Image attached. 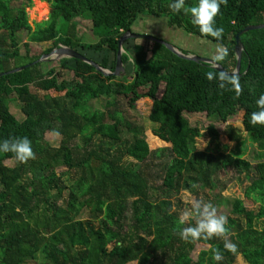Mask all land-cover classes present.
I'll return each instance as SVG.
<instances>
[{
    "label": "trees",
    "instance_id": "trees-1",
    "mask_svg": "<svg viewBox=\"0 0 264 264\" xmlns=\"http://www.w3.org/2000/svg\"><path fill=\"white\" fill-rule=\"evenodd\" d=\"M42 1L53 13L32 27L27 9L33 0H0V73L28 65L0 76V141L26 136L36 154L21 163L14 154L0 152V264H233L238 254L248 264H264V158L252 163L244 151H221L219 143L213 147L219 136L214 125L209 127V146L197 149L196 137L202 133L185 116L203 112L226 122L240 111L248 140L264 151V125L250 123L251 113L258 111L256 100L264 93V28L240 37L239 97L220 89L218 81L207 80L208 71L219 72L211 65L180 58L148 39L123 42L127 75L125 65L132 61L133 66L130 83L124 76L116 81V76L72 59L59 65L74 78L61 80L60 71H45L46 61L38 62L66 47L114 73L119 40L133 33L138 20L150 16L166 18L170 27L189 35L222 43L229 55L220 64L231 73L237 64L236 36L248 26L264 24V0H228L221 5L215 18V26L224 29L219 42L192 24L187 9L198 0H185V9L178 13L169 8L173 0ZM85 16L99 39L96 44H83L76 33V21ZM61 21L65 24L59 29ZM21 32L28 36L24 55L18 42ZM130 41L132 49L125 46ZM45 43L52 46L38 55L30 53L32 45ZM144 97L153 100L149 117L159 124L153 133L170 143L161 149L169 156L160 166L158 187L149 162L160 149L150 150L143 127L129 121L121 108L123 100L135 109ZM102 98L104 110L90 109L91 101ZM12 100L20 102L22 120L11 111ZM227 129L231 140L246 143L240 129ZM47 133L61 136L58 147L46 140ZM8 159L14 164L7 165ZM61 167L77 174L76 179L66 184L57 173ZM226 168L251 179L245 196L256 203L249 209L243 199L232 200L227 228L237 246L234 253L225 250L222 238L188 242L175 231L180 213L179 202L174 210L173 197L184 190L213 191L217 174ZM198 244L206 248L194 261L191 254ZM214 248L222 252L221 261L213 259Z\"/></svg>",
    "mask_w": 264,
    "mask_h": 264
},
{
    "label": "rangeland",
    "instance_id": "rangeland-1",
    "mask_svg": "<svg viewBox=\"0 0 264 264\" xmlns=\"http://www.w3.org/2000/svg\"><path fill=\"white\" fill-rule=\"evenodd\" d=\"M44 3L45 5V15L39 16L40 14L37 12L38 6ZM52 9L51 5L42 1V0H33V4L31 8L27 9L28 14V20L29 24L34 27V23H41L44 21H47L50 17V10ZM77 23V35L82 40L83 44H96L98 42V38L93 36V24L91 22V19L87 16L78 19L76 21ZM65 24L64 21L60 22L59 29L63 27ZM133 33L141 34V35H149L155 38H158L160 40L166 41L173 46H175L178 49L183 50L184 52L190 53V55L199 56L202 58H210L213 54V51L216 47V44L200 39L198 37L192 36L187 34L185 31L178 29L176 27H170L168 25L166 18H154L150 16H146L138 20L133 28ZM28 41V36L26 32H21L18 35V42L20 44L21 54L26 53L25 49V43ZM52 46L51 43H45L41 46L38 45H32L30 48V53L32 55H38L40 54L41 50L48 49ZM125 46L128 49H132L133 47V41H130L125 44ZM124 53V50H123ZM84 54L87 57H90V55H87V52H84ZM101 54L100 56H102ZM96 58L95 56H93ZM98 61H100V58H97ZM60 61L56 60V57L53 56L51 59L46 60V62L43 64V68L45 71H48L50 69H56L60 71L62 78L61 80H72L74 78V74L69 71H62L60 70ZM126 68H128V71L130 72L129 75H124L126 77L125 82L130 83L132 73V61H129L127 65H125ZM118 80L122 78V76L117 77ZM121 81V80H120ZM106 104V98H102L100 100H93L89 103V107L92 110H104ZM153 100L149 97H144L138 100V102L135 105V109H129L127 102L123 101L121 102V108L125 112L127 118L129 121L134 122L138 126L143 127L145 131L146 141L149 144L150 150L155 151L159 150L158 156H153L150 159L149 164L152 167V175H153V183L155 187H158L161 185V180L157 177L160 175V166L165 163V161L168 159L169 151L165 150L164 152L161 151V149H167L170 147V143L162 140L158 136H156L153 133V129L156 128L159 124L153 122L149 115L151 113ZM11 111L17 116L18 119L22 120L24 118L23 113L20 110V102L17 100H12L10 103ZM185 116L188 118L192 126H196L200 129L202 135L199 137H196V148L199 150H203L207 148L210 144L211 137L209 134V127L210 125H214L215 128L219 132L218 138L215 140L213 147L216 145V143H219V150L229 152V151H244V157H246L248 160H250L252 163L257 162L258 160H261L264 158V151H261L258 147V144H253L248 140V134L244 129V125L242 123V117L241 112L238 111L234 115L229 117V120L226 122H223L219 119H216L214 117H208L206 113L203 112H196V113H189L186 112ZM228 125L232 126L233 128L240 129L242 131V134L245 138V144L233 141L229 137L228 132ZM124 137L127 138L128 135L125 133L124 130ZM46 140L54 147H58L60 145L61 136L57 133H47L45 136ZM228 146V147H225ZM7 165H13L14 161L12 159H8L5 161ZM57 173L62 176L63 180L66 182V184H69L71 180L76 179L77 174L74 172H68L67 168L61 167L57 169ZM218 179V186L213 191L208 192H202L200 191L199 194L193 193L188 190L181 191L178 196L173 197L174 202V210L177 208V203L179 202L177 211L179 213L182 212L185 208L190 206V201L193 198H203L205 201L211 202L213 205L216 206L218 210V214L223 215H229L230 211L232 209V200L236 197H239L245 201V204L247 208L254 209L256 207V203L253 202L252 199L246 198L245 196V189L246 187L251 183V179L248 178L244 173H239L235 169L232 168H226L221 170L217 174ZM68 190L64 192V198H68ZM160 194V192H158ZM65 200L59 201V204H63ZM228 239L229 235H228ZM203 248H206L205 245H196L194 248V251L191 254V257L194 261L197 260V257ZM28 264H36L34 262H30ZM130 264H136V262L130 263ZM160 264V263H158ZM233 264H248L247 261L244 259V257L241 254H238L235 258V261Z\"/></svg>",
    "mask_w": 264,
    "mask_h": 264
},
{
    "label": "clouds",
    "instance_id": "clouds-1",
    "mask_svg": "<svg viewBox=\"0 0 264 264\" xmlns=\"http://www.w3.org/2000/svg\"><path fill=\"white\" fill-rule=\"evenodd\" d=\"M228 0H198L197 4L187 9L191 15V22L199 28L201 34L213 37L216 41H221L224 33L223 27L215 26V18L220 12L221 5H227ZM169 8L174 12L185 9V0H173ZM229 55V50L222 43H217L211 56L210 65L213 69L220 67V62ZM206 78L209 81H218V87L226 91H234L236 96L242 93L243 88L240 76L235 71H208ZM258 111H254L250 116V123L264 125V93L260 94L256 100ZM0 152L12 153L17 161L26 163L30 159H35V152L32 142L28 137L12 136L0 141ZM228 218L226 215L218 214L215 205L205 201L202 197L193 198L190 206L182 210L178 219V227L175 230L182 240L195 242L201 239L208 240L213 237L224 240V248L227 251L235 252L236 244L228 239ZM187 225V226H184ZM213 259L221 261L223 254L219 248H214Z\"/></svg>",
    "mask_w": 264,
    "mask_h": 264
},
{
    "label": "water",
    "instance_id": "water-1",
    "mask_svg": "<svg viewBox=\"0 0 264 264\" xmlns=\"http://www.w3.org/2000/svg\"><path fill=\"white\" fill-rule=\"evenodd\" d=\"M52 13H53V10L51 9L50 14H52ZM263 28H264V24L263 25H256V26H248L237 34L236 45H235L237 64H236V68L234 70L236 73L240 74L241 60H242V53H243V45L241 43L240 37L249 31L257 30V29H263ZM140 38L159 42V43L163 44L164 46H166V48L168 50H170L173 54L177 55L180 58L192 60V61H196V62H202V63L210 65V63H209L211 60L210 58H202V57L195 56V55L184 54L178 48H176L175 46H173L172 44H170L166 41L160 40L158 38H155V37H152L149 35H141V34H136V33H132V32L124 35L118 42L117 61H116V68H115L114 73H111L109 71L101 69L95 63L89 61L88 59H86L82 55H80L77 52L72 51L71 49L66 48V47H60V48L53 50L50 54L43 56L38 62L49 60V59H51V57L55 56L57 61H61L63 59H72V60H77V61L83 62L85 64H88V65L94 67L98 72H100L106 76H116V77L124 76V75H126V72H125L124 64L122 62V55H123V46L122 45H123V42L128 40V39H140ZM27 67H28V65L19 67L15 70L8 72V73H0V76L6 75V74L17 73V72L23 71ZM217 70L218 71H221V70L225 71L221 64H220V67L217 68Z\"/></svg>",
    "mask_w": 264,
    "mask_h": 264
},
{
    "label": "bare ground",
    "instance_id": "bare-ground-1",
    "mask_svg": "<svg viewBox=\"0 0 264 264\" xmlns=\"http://www.w3.org/2000/svg\"><path fill=\"white\" fill-rule=\"evenodd\" d=\"M45 5L44 3H41L38 8H37V12L40 14L39 16H43L45 15Z\"/></svg>",
    "mask_w": 264,
    "mask_h": 264
}]
</instances>
